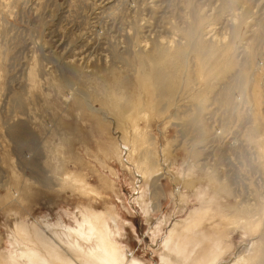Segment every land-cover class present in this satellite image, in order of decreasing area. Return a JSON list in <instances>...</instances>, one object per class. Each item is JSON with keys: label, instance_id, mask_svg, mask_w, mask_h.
<instances>
[{"label": "rangeland", "instance_id": "1", "mask_svg": "<svg viewBox=\"0 0 264 264\" xmlns=\"http://www.w3.org/2000/svg\"><path fill=\"white\" fill-rule=\"evenodd\" d=\"M163 40L174 97L140 61ZM75 45L94 53L83 80L63 68ZM202 206L220 264L262 257L264 0H0V264L16 222L80 232L85 217L162 264Z\"/></svg>", "mask_w": 264, "mask_h": 264}, {"label": "bare ground", "instance_id": "2", "mask_svg": "<svg viewBox=\"0 0 264 264\" xmlns=\"http://www.w3.org/2000/svg\"><path fill=\"white\" fill-rule=\"evenodd\" d=\"M82 40H79L78 44L82 45ZM87 46L79 47L78 45H75L74 54H66L64 52L65 58L63 59H65L66 61L64 60L65 63L63 68L65 70V73L68 69V72H70V74L71 72H74L75 76H77L78 79L83 80L84 78H86L85 75L87 73V70L90 68L88 66L89 61H94L90 60L94 53L90 51L91 47L88 48ZM172 46L173 41L167 42V40H163L159 46L157 45L154 47V50H152V52L146 53L147 55H144V49H147L146 52L149 51L148 43H144L142 46L140 45L139 48H141L140 56H142L140 61H143L144 63L146 62V60L149 61L151 67L155 62H157L155 67L157 66V69L159 70L156 71V75L153 76V80L157 85L156 87H159V89L163 88L162 90H165L168 95L174 97L177 94V89H175V86H173L172 79L164 75L165 66L162 62L166 55L170 57V52L167 53V51H170ZM180 52L181 51H178L172 58L168 59L170 64L174 66L171 67L172 69H175V66H177L181 61ZM127 63H129L128 60ZM71 79H73L74 81L75 78ZM14 175L16 181L18 182V176L16 175V173ZM210 181L215 183V180L213 179H211ZM154 182V185L157 186V184L159 183V179H156ZM218 192L219 191L217 189L215 194H217ZM206 213V207L202 206L200 211H195V214L189 215V217L185 221L175 224L174 227L168 232L167 241L163 243L165 244L163 248L165 247L164 249L166 251V254L163 256V259L161 258L164 264H220L222 262L226 254V247L222 241V238L218 236L216 237L214 233H212L210 229H208L209 225L207 223ZM82 215L84 218L85 214ZM84 219L86 228L81 230L80 232L78 231V229L77 231L68 229H56L55 226L57 225H55L54 229L56 230H53L52 232L48 231L47 233H45V231L39 227V223L36 224L37 222L34 224L22 223L21 225H19L15 221L16 223L12 228V233H14L12 235L14 238V243L12 242L14 249H12L13 253L10 256V264H140L131 256H127L123 251H121L115 243L114 238L117 234L120 233L119 227L114 230V227L113 229H111L107 223H101V226H97V223L94 222L96 218L94 219V221L88 220L87 217H85ZM96 220L98 221V219ZM93 222L96 223V225ZM100 222L101 221H99V223ZM154 227H156V232L161 230L158 229L159 227L157 226ZM261 240H264V236H262L260 241ZM0 251L2 252V249H0ZM8 251L11 252V248ZM261 255L262 257L260 256V259L259 257L257 258V256H254V259L248 257H240L233 264H254L253 262L256 259V264H264V248H262L261 250ZM3 256L4 255H2V257ZM251 260L252 263L250 262ZM2 261L4 260L2 259Z\"/></svg>", "mask_w": 264, "mask_h": 264}]
</instances>
